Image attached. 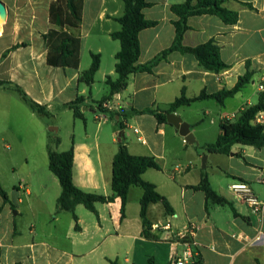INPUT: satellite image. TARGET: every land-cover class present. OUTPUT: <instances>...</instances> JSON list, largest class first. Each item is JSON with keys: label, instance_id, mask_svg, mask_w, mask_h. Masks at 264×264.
Instances as JSON below:
<instances>
[{"label": "crops", "instance_id": "obj_1", "mask_svg": "<svg viewBox=\"0 0 264 264\" xmlns=\"http://www.w3.org/2000/svg\"><path fill=\"white\" fill-rule=\"evenodd\" d=\"M1 1L7 6L8 14L5 22L0 23V118H8L13 123L16 115L25 112L38 122V114L23 100L16 86L30 99L49 109L57 101L68 107L69 102L82 96L81 110L85 120V112L89 109L100 112L96 119L102 126L108 122L106 114H109L121 129L119 142H123L131 154L154 156L159 160L161 168L148 169L142 177L155 185L174 212L168 213L160 202L150 204L147 218L152 226L151 233L157 238L145 237L141 217L144 190L140 186H131L124 218L119 198L112 203H97L98 214L80 204L75 211L79 225L76 228L73 214L57 209L62 187L51 170L54 176L42 174V169L39 173V165L29 168L26 181L7 186L3 182V165L13 172L15 167L10 158L0 156V183L9 198L5 202L0 194V264H111L112 261L148 264L151 258L155 264H172L174 256L185 248L184 243L178 241V233L189 234L193 246L201 254L202 264H258V260L264 264V224L229 188L234 181L246 182L264 201V148L236 144L229 155L210 153L204 148L217 140L225 120L233 121L240 109L259 101L258 83L264 76V0H223L225 8L238 13V20L233 24L215 14L188 19L189 29L184 34L183 45L196 47L215 41L222 60L230 65L229 69L220 73L207 71L201 68L193 54L176 50L160 61L153 73L130 75L126 89L103 104L105 110L90 99L97 77L106 84L107 93L103 98L110 92L107 77L113 80L118 77L116 53L121 44L111 35L121 30L117 19L124 15V1L84 0L81 26L69 30L81 40L80 60L85 49L90 55H100V68L91 86L82 81L86 70L80 69L81 61L78 69L53 67L47 63L48 46L44 35L52 27L50 6L54 0ZM147 1L151 6L146 7L143 14L157 25L139 34L141 55L138 64L151 61L173 45L176 37L174 21L178 17L172 6L186 0ZM105 59L112 62L105 65ZM248 67L255 72L251 82L246 84L252 85L250 94L244 93L245 85L223 105L214 99H204L174 111L182 117L180 111L193 106L195 119L193 123L187 121L193 142L187 141L171 124L159 125L154 115L136 112L148 107L168 110L183 88L189 98L202 92L213 94L232 89ZM72 85H76L75 91L67 98L65 93ZM254 98L258 99L255 103ZM21 100L32 112L26 110ZM201 115L202 119H196ZM205 118L210 120L209 129L215 127L217 132L214 141L201 138L206 129ZM134 124L139 126L134 128L138 130L135 133L139 143L123 141L127 138V129ZM113 134H118L117 129ZM180 137L183 143L203 148L201 156L203 159L206 156L205 165L199 167L197 161L179 157ZM57 147L46 144L48 153L49 149L64 151ZM71 147L75 153V185L86 192L111 195L113 160L118 149L111 147L107 157L104 156L100 142L93 145L91 135L73 140ZM196 155L199 154L196 152ZM203 173L207 174L212 188L231 204L208 202L207 205L205 193L192 188L200 183ZM165 225H170L171 230H165Z\"/></svg>", "mask_w": 264, "mask_h": 264}, {"label": "trees", "instance_id": "obj_2", "mask_svg": "<svg viewBox=\"0 0 264 264\" xmlns=\"http://www.w3.org/2000/svg\"><path fill=\"white\" fill-rule=\"evenodd\" d=\"M125 3L124 15L117 19L121 24V30L112 33V38L118 40L121 44L120 50L116 53V73L117 79L113 80L107 77L106 83L109 86V95L103 98L101 105L110 101L114 95L126 89L129 77L139 72L153 73L154 68L160 61L166 59L173 51L193 54L199 61L201 68L220 73L230 68L221 58V50L215 41H209L196 47H187L183 45V38L189 29L188 19L192 16L203 14L218 15L224 22L233 24L238 20V13L225 8L223 0H186L182 4L172 6V11L178 19L174 21L176 28V37L173 45L151 61L145 64H138L141 55V44L139 34L142 30L154 27L156 21L145 18L143 10L151 6L147 0H123ZM84 0H54L50 6V23L51 29L44 38L47 40L48 53L47 63L53 67H69L78 69L80 66L81 40L73 35L69 30L79 29L82 23ZM68 29V30H66ZM92 63L88 70L83 73L82 81L91 86L95 81V75L100 68L101 58L99 54L91 53ZM254 70L248 67L245 75L240 76L238 83L232 89H223L213 94L202 92L197 97L189 98L186 90L183 88L181 95L170 105L168 110L148 107L143 110H136L140 114H152L157 119L159 125L167 122V114L174 112L178 107L190 105L193 102L214 99L219 104H225L228 98L235 96L246 84L250 83ZM16 90L20 93L23 100L29 107L41 117L49 116L45 105L39 104L30 99L28 95L18 86ZM84 98L77 97L67 105L73 111L74 117L85 120L81 110ZM100 109L101 106L99 107ZM264 109V93L260 95L257 104L245 106L240 109L238 116L233 120H225L222 123V132L217 140L208 143L204 148L210 153H221L229 155L232 153V147L236 144L253 146L255 148H264V129L260 124L254 123L256 114ZM103 110V109H102ZM123 127V124H120ZM60 138H56L55 143L58 145ZM49 168L57 176L62 187V193L58 198V211L71 212L78 225V216L76 207L84 205L91 212L98 214L97 203H112L116 198L121 202L122 218L126 214L128 202V193L131 186H140L144 190V196L141 200V217L144 224V235L147 238H157L151 233L152 226L147 218V209L152 203H162L168 213H173V208L169 201L157 192L154 184L145 181L143 173L151 168L160 169L159 160L154 156H137L129 152L128 147L119 143V149L113 160V173L111 181V195H102L98 193L86 192L75 185L73 180L74 166V148L67 151H55L49 149ZM195 190H202L206 195L208 202L220 205L231 204L229 201L220 196L210 184L208 176L203 173L198 185L192 186ZM0 194L5 202L9 201L6 191L0 183ZM236 213V212H235ZM111 264H117L112 261ZM148 264H155L153 258L149 259ZM173 264V261H172ZM192 264H202L201 254L198 253ZM258 264H261L258 260Z\"/></svg>", "mask_w": 264, "mask_h": 264}, {"label": "rangeland", "instance_id": "obj_3", "mask_svg": "<svg viewBox=\"0 0 264 264\" xmlns=\"http://www.w3.org/2000/svg\"><path fill=\"white\" fill-rule=\"evenodd\" d=\"M0 23L3 24L4 21ZM111 62V60L107 61V59H105V65ZM91 63L92 57L90 52L85 49L81 58L80 69L87 70ZM54 70L63 72L62 69L54 68ZM40 72H43V70L40 69ZM75 88L76 85H72V87H70V89L65 93V96L67 98L70 97L69 95L73 94ZM251 88V84L246 85L244 93L250 94ZM106 91V84L101 80V77H97L95 81V90L93 91V98L90 99V102L98 104V107L101 106V108L105 110L104 105H101L100 103L106 95ZM15 92V94L19 96V93L17 91ZM257 100V98H254L253 103L257 102ZM21 103L25 106L28 112H32L22 100ZM47 110L49 112V116L41 117L37 115V120L40 124L31 119L30 113L25 112L16 115L13 123L8 118H0V156L10 158L11 164L15 167V172H13L10 167L3 165V182L5 185H19L21 182L26 181L25 176L28 173L29 168L32 169L38 165L39 173L42 169V174L46 173L54 176L52 175L50 169H48L49 159L46 144H49L54 148L58 146V149H64L65 151L71 147L73 140H81L86 138L87 135H91L93 145L97 141L100 142L104 156L107 157L111 147L119 149V133H121V129L119 124L114 120V118L112 119L109 114H106L108 122L103 123L101 126L96 119V115H101V113L91 111L90 109L85 112L87 117L86 120L75 118L73 111L70 108L61 105L59 101L54 102L53 108H47ZM180 113L184 121L193 123V119H195L193 118V106L191 109L185 108L183 111H180ZM202 118L203 116L201 115L196 119ZM204 121L203 125L206 129L201 135V138L204 137V141L208 142L214 141L215 135L217 134L215 127L212 130L209 129V118H205ZM137 127L139 126L134 124L131 129H127V138L123 139V141L127 140L130 143H139L137 140L138 135L134 130V128ZM51 128H57V130H52ZM116 129L118 134L114 135L113 132ZM56 138H60L62 144L57 145L55 143ZM182 140L183 139L181 138L179 142V148L181 150L179 157L186 159V161L195 160L197 161L199 167H201L203 164V156H201L204 151L203 148L186 144L185 142L183 143ZM176 145L178 146L177 143ZM196 152L199 155H196ZM22 207H24V205H22ZM43 228H45L44 225Z\"/></svg>", "mask_w": 264, "mask_h": 264}, {"label": "built area", "instance_id": "obj_4", "mask_svg": "<svg viewBox=\"0 0 264 264\" xmlns=\"http://www.w3.org/2000/svg\"><path fill=\"white\" fill-rule=\"evenodd\" d=\"M258 90L260 94L264 93V76L258 83ZM256 124H260L264 129V109L260 110L253 121ZM138 132V130H135ZM231 191H233L239 198L245 201L251 208V211L256 215L261 224H264V201L261 200L253 191L251 185L242 181H234L229 185ZM165 230H171L170 225L164 226ZM178 241L184 243V250L181 254L175 255L173 258V264H192L195 261V257L198 254L197 250L193 246V242L189 239V234L178 233ZM2 241L0 239V246Z\"/></svg>", "mask_w": 264, "mask_h": 264}, {"label": "water", "instance_id": "obj_5", "mask_svg": "<svg viewBox=\"0 0 264 264\" xmlns=\"http://www.w3.org/2000/svg\"><path fill=\"white\" fill-rule=\"evenodd\" d=\"M8 14V9L7 6L5 5L4 2H2L0 0V22L6 20ZM167 122L169 124H171L172 126H174V128L177 130V132L186 138L187 141L193 142L194 140V136L193 133L191 132V128H190V124L187 123L186 121L183 120V118L174 113V112H170L167 114ZM52 129H56V128H52ZM121 138H119L120 140ZM204 165H205V160H206V156H204Z\"/></svg>", "mask_w": 264, "mask_h": 264}]
</instances>
